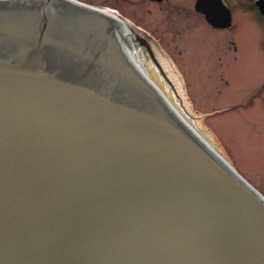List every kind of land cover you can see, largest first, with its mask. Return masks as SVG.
Masks as SVG:
<instances>
[{
	"label": "water",
	"instance_id": "1",
	"mask_svg": "<svg viewBox=\"0 0 264 264\" xmlns=\"http://www.w3.org/2000/svg\"><path fill=\"white\" fill-rule=\"evenodd\" d=\"M121 23L0 0V264H264L263 193L136 64Z\"/></svg>",
	"mask_w": 264,
	"mask_h": 264
},
{
	"label": "rangeland",
	"instance_id": "2",
	"mask_svg": "<svg viewBox=\"0 0 264 264\" xmlns=\"http://www.w3.org/2000/svg\"><path fill=\"white\" fill-rule=\"evenodd\" d=\"M83 1L106 4V0ZM238 1L235 29H213L189 13L191 22L178 37L166 32L161 19L146 8H131L165 33L164 44L180 67L184 83L166 55L158 59L165 75L147 58L148 76L196 130L216 148L222 147L236 170L264 194V17L257 12L255 0ZM256 92L259 96L252 101Z\"/></svg>",
	"mask_w": 264,
	"mask_h": 264
},
{
	"label": "flooded vegetation",
	"instance_id": "3",
	"mask_svg": "<svg viewBox=\"0 0 264 264\" xmlns=\"http://www.w3.org/2000/svg\"><path fill=\"white\" fill-rule=\"evenodd\" d=\"M80 1L86 3L83 0ZM255 1L257 3L255 4L257 12L264 17V14H262L260 11V6L258 4L259 0ZM197 2L198 0H106V4H103V6H108L115 9L118 12L117 15L126 22L124 23L127 25L128 30L131 29L132 32H135L137 36L142 38L139 39L137 36L135 37V43L138 45V48L136 49L134 44L133 48L135 52H138L137 54L139 56L141 55L143 60L147 63V58L153 60V57H155V59L158 60L163 55L169 56L174 61L175 59L164 44L166 38L165 33L158 32L156 28L153 27V25L139 18L137 12L132 11L131 6L136 5L138 7H144L149 13H152L156 17L160 18L161 22H163V24L166 26L165 31L171 32L174 37L180 36L182 34L183 28L189 26L191 22L189 13L196 15L213 29L224 31L226 29L231 30L236 28L237 8L240 6L238 0H232L233 3H231L230 0H208L203 4V8L209 12V16L212 18L222 19L226 17V13L228 12L223 10V8H228L231 13V26L228 27H218L212 24L208 20L207 15L196 8ZM129 33L131 32L129 31ZM141 42L148 44L152 50V53L146 46H142L140 44ZM142 53L146 57L143 56ZM175 63L178 66L176 61ZM178 70L179 73L182 74L179 66ZM256 93L251 95L253 98H251L252 101L256 100V98L259 96V94Z\"/></svg>",
	"mask_w": 264,
	"mask_h": 264
},
{
	"label": "bare ground",
	"instance_id": "4",
	"mask_svg": "<svg viewBox=\"0 0 264 264\" xmlns=\"http://www.w3.org/2000/svg\"><path fill=\"white\" fill-rule=\"evenodd\" d=\"M122 24V23H121ZM121 28L123 29V31H122V35H123V37L127 40V42L131 45V48L129 49V53H130V55L132 56V58L134 59V61L136 62V64L137 65H140L142 68H143V70L146 72V73H149L148 72V65H147V63L143 60V57L140 55H138L136 52H135V50H134V48H133V46L135 45V48L137 49L138 48V45H136V43H135V37L137 36V34L135 33V32H132V30L130 29V30H128V28H127V25L123 22V24H122V26H121ZM129 31L131 32V33H129ZM134 44V45H133ZM149 49V48H148ZM150 51H151V49H149ZM151 53H152V51H151ZM152 79V78H151ZM168 97V96H167ZM170 99V98H169ZM179 111V110H178ZM180 112V111H179ZM181 113V112H180ZM182 114V113H181ZM183 115V114H182ZM184 116V115H183ZM198 133H200L199 131H198ZM212 147H213V145L210 143V141L206 138V137H204V136H202ZM248 180V179H247Z\"/></svg>",
	"mask_w": 264,
	"mask_h": 264
}]
</instances>
